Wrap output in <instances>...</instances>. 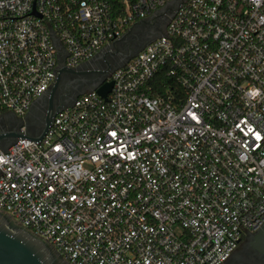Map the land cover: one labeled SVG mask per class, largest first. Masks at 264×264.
I'll return each instance as SVG.
<instances>
[{"label": "built area", "instance_id": "2783aa9c", "mask_svg": "<svg viewBox=\"0 0 264 264\" xmlns=\"http://www.w3.org/2000/svg\"><path fill=\"white\" fill-rule=\"evenodd\" d=\"M169 1L0 0V130L24 135L0 145V212L69 264H223L264 224V0H185L106 97L28 137L61 62Z\"/></svg>", "mask_w": 264, "mask_h": 264}, {"label": "water", "instance_id": "95a60500", "mask_svg": "<svg viewBox=\"0 0 264 264\" xmlns=\"http://www.w3.org/2000/svg\"><path fill=\"white\" fill-rule=\"evenodd\" d=\"M184 1L185 0H170L166 5L154 11L149 17L134 23V25L130 27V29L122 36V38L119 41L111 45V47L114 48L113 51H108L106 50L105 47L103 50L97 53V55L94 58H99L104 62L105 59L110 54L119 51L124 45V43L128 40V38L131 37L133 34H135L138 28H140L143 23L149 26H154L159 21L165 22L162 25L161 30L157 33V35L151 37L145 43V45L141 48L143 49L151 41L155 40L156 38L164 34L170 18L173 16V14L175 13L176 9L180 6V4L183 3ZM135 27L136 29L132 31V28ZM140 50H138L135 54L125 58L118 66L123 65L129 58L136 55ZM87 64H89V67L83 65L78 68H68V67H64L63 62H61L60 66L58 67L57 78L54 84L50 87L51 91H50L49 100L51 103L53 102L56 91L59 88H61L63 84H65L69 74L78 73L82 75H88L91 73L101 72L103 70V66L101 64L94 63L91 60ZM98 65L101 66V69L93 68V67H97ZM102 81L94 84L89 89V91L96 90L102 97H106L107 93L111 89L112 82L111 81L104 82L103 85H100ZM42 95L34 100L31 108L38 103ZM77 97L73 98L72 100L66 102L61 106H58L56 109L51 107L46 116V122L42 130L37 133H32V135H28V137L34 141L41 140L45 136L49 127L51 126L55 115L63 108L72 105L74 101L77 99ZM29 115H26L25 118L27 119L31 127ZM23 136L24 135L21 132L17 131L16 129H13L8 132H1L0 130V145L2 144L3 140H8L7 146H10L19 137H23ZM250 237L253 238L254 243L264 252V224L256 232L251 233ZM0 264H69V263L68 261L59 258L56 255V253L52 250V248L44 240L33 235L30 231L21 227L20 225L15 224L7 215L0 212Z\"/></svg>", "mask_w": 264, "mask_h": 264}, {"label": "flooded vegetation", "instance_id": "af4514ba", "mask_svg": "<svg viewBox=\"0 0 264 264\" xmlns=\"http://www.w3.org/2000/svg\"><path fill=\"white\" fill-rule=\"evenodd\" d=\"M164 23L159 21L154 26L143 23L136 33L128 38L122 48L110 54L104 62L99 58L91 59L92 62L103 66L101 72L88 75L69 74L65 84L56 91L52 103L49 100L51 89L46 91L38 103L27 113V115L30 114L31 133H37L42 130L51 107L56 109L80 94L88 92L94 84L110 78L115 67L125 58L140 50L151 37L157 35ZM11 118L13 127L16 128L22 119L15 114H11ZM250 234L239 241L236 249L223 264H264V252L254 243Z\"/></svg>", "mask_w": 264, "mask_h": 264}, {"label": "rangeland", "instance_id": "374dc122", "mask_svg": "<svg viewBox=\"0 0 264 264\" xmlns=\"http://www.w3.org/2000/svg\"><path fill=\"white\" fill-rule=\"evenodd\" d=\"M132 27V26H131ZM136 29V27L135 28H132V31H134ZM30 122H31V120H30ZM26 123H28V122H26Z\"/></svg>", "mask_w": 264, "mask_h": 264}]
</instances>
